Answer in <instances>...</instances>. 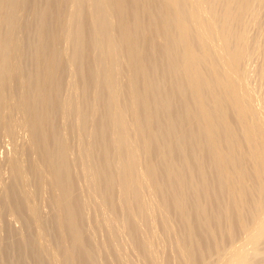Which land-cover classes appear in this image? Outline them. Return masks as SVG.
I'll list each match as a JSON object with an SVG mask.
<instances>
[{
  "label": "bare ground",
  "instance_id": "6f19581e",
  "mask_svg": "<svg viewBox=\"0 0 264 264\" xmlns=\"http://www.w3.org/2000/svg\"><path fill=\"white\" fill-rule=\"evenodd\" d=\"M0 149V264H264V0H0Z\"/></svg>",
  "mask_w": 264,
  "mask_h": 264
},
{
  "label": "rangeland",
  "instance_id": "374dc122",
  "mask_svg": "<svg viewBox=\"0 0 264 264\" xmlns=\"http://www.w3.org/2000/svg\"><path fill=\"white\" fill-rule=\"evenodd\" d=\"M1 34H3V32H2ZM7 108H8V109H7ZM6 110L9 111V112H11L10 115H9V112L6 111V113H7V117H9V116L11 117V118L9 117L10 120H9V119H8V120H9L10 123L12 124L14 121L12 122L11 119H12V120L15 119V116H14L15 113L13 112V109H12L11 107H9V105L6 106ZM12 112H13V114H12ZM11 115H12L13 117H12ZM13 118H14V119H13ZM12 127H13V126H12ZM15 128H16V126H15V124H14V128H13V130H15V133H16V135L18 136V134H17L18 130H17V128H16V129H15ZM15 133H14V137H15ZM17 136H16V137H17ZM16 137H15V138H16ZM17 138H18V137H17ZM17 138H16V139H17ZM1 152H2V149H0V153H1ZM0 174H1V175H4L3 172H1Z\"/></svg>",
  "mask_w": 264,
  "mask_h": 264
}]
</instances>
